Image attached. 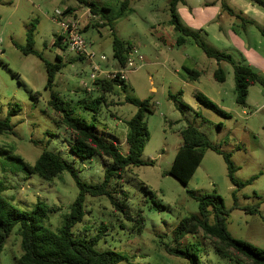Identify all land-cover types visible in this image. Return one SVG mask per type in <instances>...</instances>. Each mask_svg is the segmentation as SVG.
Returning a JSON list of instances; mask_svg holds the SVG:
<instances>
[{
  "label": "rangeland",
  "instance_id": "rangeland-1",
  "mask_svg": "<svg viewBox=\"0 0 264 264\" xmlns=\"http://www.w3.org/2000/svg\"><path fill=\"white\" fill-rule=\"evenodd\" d=\"M93 1L106 8L116 35L136 46L138 53L144 56L143 62L136 59V67L127 72L126 88L106 94L107 104L96 117L80 103L90 93L95 96L101 93L91 85V90L83 87V81H91L90 63L54 44L61 31L55 11L80 2L0 0V119L20 108L10 115L15 134L0 133L3 197L24 212H30L39 200L59 206L58 211L49 212L44 219L46 226L56 230L79 194L75 178L69 171L53 180L29 174L22 168L18 156L32 164L44 150H53L73 165L80 180L103 181L105 158L99 155L85 160L76 157L70 149L72 134L55 120L58 113L50 104L51 90L45 88L48 77L45 62L57 61V52H61L64 68L57 72L53 87L60 104L82 121L94 123L107 139L118 144L122 153L127 151L126 121L137 111V106L127 102L125 97L149 99L153 109L146 115L148 135L141 157L146 164L131 166L109 184L111 190L118 192V198L125 199L123 193H126L134 219L128 220L116 211L107 196L86 195L84 219L73 228L76 237L91 238L106 226L96 248L123 255L125 258L117 264H189L188 259L169 254L165 244L176 245L174 232L179 221L199 213V202L187 190L199 194L216 191L228 211L226 226L230 234L264 248V86L251 85L247 105L237 103L232 64L209 57L193 37H186L183 44L177 43L181 33L170 24V0H130L124 16L121 15L123 0ZM225 1L241 17L224 11L222 0H183L178 4V14L186 27H191L188 15L195 16V22L203 23V28L195 31L209 47L228 52L244 62L243 51L231 39L235 33L238 41L255 53L254 62L258 64H254L253 69L264 75V9L249 0ZM105 21L97 14L91 24L84 27L83 35L90 43L89 49L96 52L95 60L105 70H110L119 65L112 64L115 61L113 35L110 25H103ZM33 26L34 48L40 56L24 54L17 46L27 44L28 30ZM101 54H105L107 60H102ZM183 66L204 70L190 83L195 87L185 83ZM218 67L226 72L224 82L213 76ZM199 93L214 101L229 117L202 105L197 99ZM188 125L199 128L224 153L230 154L235 177L244 185L236 186L231 182L223 154L213 149L205 151L187 184L168 173L183 143L181 132ZM153 198L166 208L154 205ZM256 204H259V212H248ZM140 217L141 230L135 226ZM208 219L210 223L215 220L212 208ZM17 228L4 246L0 264H20L21 238ZM187 243L196 244L206 264H245L221 257L202 233L186 235L181 245Z\"/></svg>",
  "mask_w": 264,
  "mask_h": 264
},
{
  "label": "trees",
  "instance_id": "trees-1",
  "mask_svg": "<svg viewBox=\"0 0 264 264\" xmlns=\"http://www.w3.org/2000/svg\"><path fill=\"white\" fill-rule=\"evenodd\" d=\"M91 7L94 14H98L106 20L103 25H110L113 35L114 58L119 66H125L132 48V44L116 35L113 26V19H110L106 13L105 7H99L93 0H78ZM183 0H170V24L181 35L177 38L178 44H183L186 37H193L205 53L216 59L218 62L227 61L232 64L235 81V99L240 105H247L249 87L256 83L264 86V75L255 71L252 66L238 62L232 54L224 51H217L209 47L200 38V33L186 27L178 14V4ZM264 9V0H249ZM130 6V0L121 2V15H126ZM222 8L232 16L241 17L240 13L231 8L225 0H222ZM70 10V9H69ZM68 10V11H69ZM99 26V24H96ZM34 26L28 30L27 44L25 46L17 45L24 54H36L40 56L34 48ZM54 44L60 45V40L55 39ZM79 59H84L80 57ZM48 70L46 89L51 90L50 104L58 113L56 123L63 125L72 134L71 151L79 159L85 160L94 155L105 158L104 178L99 183L84 182L79 179L73 165L61 154L53 150H44L34 163H28L18 156L22 168L29 174L36 173L44 179L53 180L60 173L69 171L75 178L80 189L78 196L70 206V212L65 216L63 224L56 230L44 224V219L49 212H55L60 209L59 206L50 205L45 201L39 200L36 206L30 212H24L9 202L1 192L5 189L0 186V255L9 236L18 227L17 233L20 236L21 255L18 257L20 264H117L125 257L116 251H101L96 248V244L107 227H101L98 234L91 238L76 237L73 228L76 224L83 221L85 216L84 201L86 195L107 196L116 211L123 214L128 220H133L134 216L126 202V193H123L125 199L118 198V192L111 190L109 184L112 179L121 177L131 166H140L146 164L142 160V152L145 146V140L148 135L146 115L152 113V105L149 99L139 100L134 97L126 96L125 100L137 106L136 113L126 121L128 132L125 145L126 153L120 151V147L114 141L105 137L94 123H87L74 116L73 111L63 107L60 104L57 93L54 91V81L57 72L64 68L63 58L57 55V61H46ZM186 72V78L190 81L197 80L204 70H198L183 66ZM217 81L226 80V72L218 67L213 74ZM120 84V87L118 86ZM126 80H118L116 77H99L93 82V87L101 91L96 96L90 93L80 100L82 105L93 112V116L100 112L103 105L107 104L106 94L115 91L117 88L125 89ZM198 101L205 107L225 116L229 114L221 109L214 101L204 94H197ZM16 108L10 111L4 119H0V133L15 134L11 124L10 115L19 111ZM183 143L178 148L171 168L168 173L178 179L181 183L187 184L196 172L202 162L205 151L213 149L223 154L228 168V176L231 182L238 186L244 185L235 177V166L231 160L230 154L224 153L208 136L194 125H188L181 132ZM188 194L199 202V213L191 214L182 218L174 232L176 245L165 244V250L178 257L186 258L189 264H206L199 256V249L194 243H187L182 246V239L188 234H199L211 241L215 251L223 258H228L236 262L245 264H264V248L250 245L249 243L235 238L230 234L226 226V216L228 211L225 207L223 198L216 192L199 194L192 190H187ZM153 204L164 209L166 205L156 199H152ZM212 208L214 212V222H209L208 212ZM248 212H259V204L248 209ZM140 230L143 227L142 218H137L135 222Z\"/></svg>",
  "mask_w": 264,
  "mask_h": 264
},
{
  "label": "built area",
  "instance_id": "built-area-1",
  "mask_svg": "<svg viewBox=\"0 0 264 264\" xmlns=\"http://www.w3.org/2000/svg\"><path fill=\"white\" fill-rule=\"evenodd\" d=\"M83 7L82 15H75L68 12V7L59 8L55 11V20L61 27V31L56 38L60 40L59 47H64L65 50L74 53L79 58H85L91 66V81L88 83L83 81V87L91 90L93 82L99 77H116L118 80H126V74L129 70L136 67V59L140 62L144 61V56L138 53L136 46H132L127 63L125 66H119L111 70H105L100 63L95 60L96 52L89 49L90 43L83 35V29L90 24L96 14L91 10V7L85 3H80ZM55 38V39H56ZM102 60H107L105 54H101ZM112 64H118L117 60ZM104 74V75H102ZM120 87V84L118 85ZM94 88V87H93Z\"/></svg>",
  "mask_w": 264,
  "mask_h": 264
},
{
  "label": "crops",
  "instance_id": "crops-1",
  "mask_svg": "<svg viewBox=\"0 0 264 264\" xmlns=\"http://www.w3.org/2000/svg\"><path fill=\"white\" fill-rule=\"evenodd\" d=\"M65 7H68V10L70 9L68 11L69 13H73L75 15H82L83 14V8H82L83 6L81 4H79L77 6H74V5L69 4V5L65 6ZM187 21L189 22V25L188 26H191V27H188V28L191 29V30H196L198 28L199 29H202L203 28L202 27V24H203L202 22L201 23L195 22V16L188 15L187 16ZM89 29L90 28H88L87 31ZM237 38H238V36L234 33V35H232V38L231 39H233V42L235 44L239 45V48L241 49V51H243V54H244L243 55L244 56V58H243V61L244 62L243 63H246V64L254 67L255 65L258 64V63H255L254 62L255 53L253 52V50L251 51V49H247L245 43L242 42V41H240V40L238 41ZM57 55H59V56H61L63 58L61 52H57ZM73 56L74 55H72L70 57H73ZM252 57H254V58H252ZM235 60L238 61V62H242L240 59H236L235 58ZM115 65L117 66V64H115ZM262 72H264V71H262ZM226 78H227V76H226ZM184 79H185V83L188 84V85L192 82V81L186 79L185 77H184ZM190 86L195 87L194 84H190ZM180 92H182V91H180Z\"/></svg>",
  "mask_w": 264,
  "mask_h": 264
}]
</instances>
